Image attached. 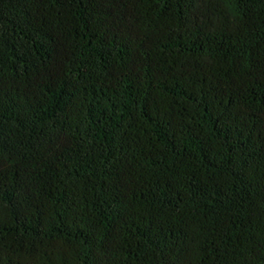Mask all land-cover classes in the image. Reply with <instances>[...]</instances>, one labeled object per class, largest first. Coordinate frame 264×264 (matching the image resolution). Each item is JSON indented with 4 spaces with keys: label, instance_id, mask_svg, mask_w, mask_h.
Returning <instances> with one entry per match:
<instances>
[{
    "label": "trees",
    "instance_id": "obj_1",
    "mask_svg": "<svg viewBox=\"0 0 264 264\" xmlns=\"http://www.w3.org/2000/svg\"><path fill=\"white\" fill-rule=\"evenodd\" d=\"M0 264H264V0H0Z\"/></svg>",
    "mask_w": 264,
    "mask_h": 264
}]
</instances>
